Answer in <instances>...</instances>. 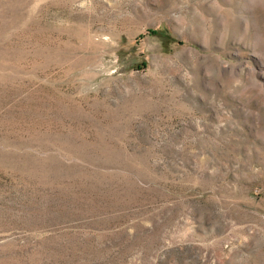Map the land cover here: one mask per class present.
Masks as SVG:
<instances>
[{
	"label": "rangeland",
	"instance_id": "1",
	"mask_svg": "<svg viewBox=\"0 0 264 264\" xmlns=\"http://www.w3.org/2000/svg\"><path fill=\"white\" fill-rule=\"evenodd\" d=\"M0 264H264V0H0Z\"/></svg>",
	"mask_w": 264,
	"mask_h": 264
}]
</instances>
